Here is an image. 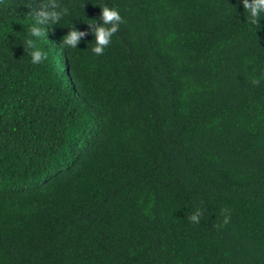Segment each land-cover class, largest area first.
<instances>
[{"label":"trees","instance_id":"16d2710c","mask_svg":"<svg viewBox=\"0 0 264 264\" xmlns=\"http://www.w3.org/2000/svg\"><path fill=\"white\" fill-rule=\"evenodd\" d=\"M28 2L0 5V264H264V21L240 0H60L33 66ZM100 4L126 22L96 56ZM73 24L89 35L62 49Z\"/></svg>","mask_w":264,"mask_h":264},{"label":"clouds","instance_id":"9594fccd","mask_svg":"<svg viewBox=\"0 0 264 264\" xmlns=\"http://www.w3.org/2000/svg\"><path fill=\"white\" fill-rule=\"evenodd\" d=\"M245 11L246 23L252 26H259L264 21V0H240ZM4 0H0V5ZM7 7V5H4ZM30 11L26 18L31 21L30 26L24 35L22 46L30 57V63L33 66L42 65L49 59V51L45 50L44 44L48 40V31L53 26L59 25L65 17L69 16L70 10L64 6L60 0H30L24 5ZM101 9L99 20L85 19L88 22L91 34L94 36L91 52L96 56L104 54L105 50L111 45L113 37L118 33L120 26L126 21L121 12L116 7H109L107 4L97 5ZM63 37L60 48L77 50L82 38L89 35L87 31H79L74 26ZM253 85H258L261 78H253ZM204 209L196 208L190 216L187 217L193 225H199L204 216ZM223 220L218 227L227 226L231 222L229 209L222 210Z\"/></svg>","mask_w":264,"mask_h":264}]
</instances>
